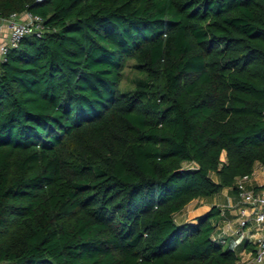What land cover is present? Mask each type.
Returning <instances> with one entry per match:
<instances>
[{
	"label": "trees",
	"instance_id": "16d2710c",
	"mask_svg": "<svg viewBox=\"0 0 264 264\" xmlns=\"http://www.w3.org/2000/svg\"><path fill=\"white\" fill-rule=\"evenodd\" d=\"M26 12L45 32L0 63V263L240 264L218 208L177 217L264 167V0H0Z\"/></svg>",
	"mask_w": 264,
	"mask_h": 264
},
{
	"label": "built area",
	"instance_id": "2783aa9c",
	"mask_svg": "<svg viewBox=\"0 0 264 264\" xmlns=\"http://www.w3.org/2000/svg\"><path fill=\"white\" fill-rule=\"evenodd\" d=\"M44 1L46 0H37L38 3ZM5 28L9 38L0 42V63L7 61L10 50L17 48L25 38L31 36L42 38L45 32L42 18L29 12L0 18V35ZM252 175L241 177L236 182L240 207L239 227L234 235L239 238L240 243H246L251 247L245 252L242 264H264V191L247 187L252 180ZM252 224L256 227L254 233L249 232ZM223 244H225L224 241Z\"/></svg>",
	"mask_w": 264,
	"mask_h": 264
},
{
	"label": "crops",
	"instance_id": "0c3cea01",
	"mask_svg": "<svg viewBox=\"0 0 264 264\" xmlns=\"http://www.w3.org/2000/svg\"><path fill=\"white\" fill-rule=\"evenodd\" d=\"M9 38L6 28L2 35H0V42ZM226 159V155H223ZM249 189H260L264 191V167L257 165L252 175V180L247 184ZM214 207L218 208L221 212L218 220L213 222L215 231L213 239L221 243L226 248H233L239 253L241 258L240 264L245 259V252L251 249L246 243H240L239 238L234 235L239 227V207L240 197L237 191L227 188L222 190L221 193L206 199L195 200L190 203L186 209L177 217L180 224L188 223L196 225L199 219L206 216ZM249 232H256L254 224L251 225ZM223 241L225 244H223Z\"/></svg>",
	"mask_w": 264,
	"mask_h": 264
},
{
	"label": "rangeland",
	"instance_id": "374dc122",
	"mask_svg": "<svg viewBox=\"0 0 264 264\" xmlns=\"http://www.w3.org/2000/svg\"><path fill=\"white\" fill-rule=\"evenodd\" d=\"M142 78V74L135 69V64L129 62L128 67L125 70V79L121 85V89L123 91L131 92L135 88L137 82Z\"/></svg>",
	"mask_w": 264,
	"mask_h": 264
}]
</instances>
